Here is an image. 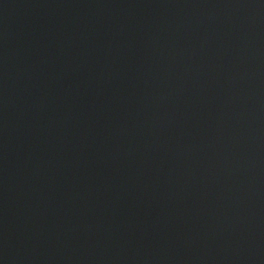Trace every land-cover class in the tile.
<instances>
[{
  "label": "water",
  "instance_id": "1",
  "mask_svg": "<svg viewBox=\"0 0 264 264\" xmlns=\"http://www.w3.org/2000/svg\"><path fill=\"white\" fill-rule=\"evenodd\" d=\"M0 264H264V0H0Z\"/></svg>",
  "mask_w": 264,
  "mask_h": 264
}]
</instances>
